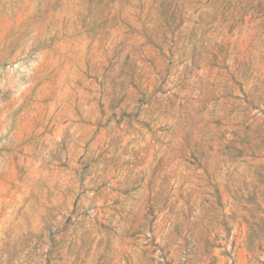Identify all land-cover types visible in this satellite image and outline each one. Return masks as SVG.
<instances>
[{"label": "rangeland", "instance_id": "obj_1", "mask_svg": "<svg viewBox=\"0 0 264 264\" xmlns=\"http://www.w3.org/2000/svg\"><path fill=\"white\" fill-rule=\"evenodd\" d=\"M0 264H264V0H0Z\"/></svg>", "mask_w": 264, "mask_h": 264}]
</instances>
